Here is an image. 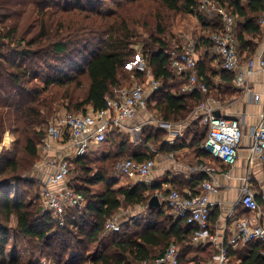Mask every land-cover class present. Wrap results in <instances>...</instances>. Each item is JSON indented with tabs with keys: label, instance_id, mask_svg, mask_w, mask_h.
Instances as JSON below:
<instances>
[{
	"label": "trees",
	"instance_id": "trees-1",
	"mask_svg": "<svg viewBox=\"0 0 264 264\" xmlns=\"http://www.w3.org/2000/svg\"><path fill=\"white\" fill-rule=\"evenodd\" d=\"M139 1H115L116 8L103 9L97 6V0H0V23H3L0 27V107L7 110L4 117L10 118L12 111L15 112L17 118L10 124L24 125L18 142L23 141V150L30 159L37 158L39 143L45 133L38 131L32 136L27 130V124H31L28 119L40 115V106L46 107L63 99H68L66 108L70 112H86L88 106L95 109L106 107V97L113 96L114 89L128 80L132 70L127 64L134 61L136 55L131 45L142 36L143 28L149 31L144 49L146 62L155 78L161 81L151 94L149 108L156 109L165 120L181 122L204 99L200 92L185 93L181 86L178 88L177 83H173L177 78L171 66L174 47L166 38L167 28L163 26L171 15L198 14V0H150L151 8ZM216 1L237 15L240 57L245 56L249 61L259 43L247 39L246 35H261L259 20L264 13V0H249L247 5H243L242 0ZM142 7H147L148 11L137 9ZM150 13L156 19L154 26L146 20ZM212 13L210 20L200 15L205 31L210 34L221 28L220 15L217 11ZM210 40L207 38L208 42ZM198 68L200 77L209 85V95L214 94L217 86L208 76L206 64L198 62ZM133 72V79L141 81L147 70L136 68ZM217 74L233 82L234 72L223 69L214 75ZM84 89V95L77 97L76 94ZM48 91H51L50 98L43 99V93ZM201 122L202 117H199L193 124ZM1 124L3 126L4 122ZM207 133V125L202 133L194 132L191 146L196 148L198 155L209 156L200 148ZM167 134L166 129L147 125L141 132L139 143H134L130 134L115 128L107 137L108 141H118L114 151L101 158L88 153L71 159V170L78 167L81 172L71 179V185L84 194L85 204L74 208L64 225L50 213H44L40 197L26 199L25 193L23 195L25 185H19L16 196L11 197L10 184L17 178L20 184L31 186L38 180L30 178L22 182L18 176L29 168L20 164L15 156L3 155L0 158V264H40L38 261H20L17 239H14L15 251L10 257L6 256L12 230L9 221L13 215L17 218V231L41 241L45 255L54 264H151L148 260L155 257L156 250L158 257L162 256L171 243L181 245L182 251L188 252L190 238L198 228L184 218L166 214L165 203L161 207H150L147 218L122 224L120 231L103 235L107 221L115 216L123 203H147L151 198L147 191L156 189L144 183L114 188L117 179L111 175V170L123 158L150 159L142 148L147 147L150 140L163 141ZM179 143L170 145L169 149L183 146ZM205 180L206 175H199L188 182L189 187L193 189ZM256 197L264 210L262 196ZM96 242H102V252L89 254ZM225 246L227 260L224 264H264L263 240L247 242L242 249L229 244ZM72 251L76 252V257L71 256ZM181 256L180 252V264Z\"/></svg>",
	"mask_w": 264,
	"mask_h": 264
},
{
	"label": "built area",
	"instance_id": "built-area-1",
	"mask_svg": "<svg viewBox=\"0 0 264 264\" xmlns=\"http://www.w3.org/2000/svg\"><path fill=\"white\" fill-rule=\"evenodd\" d=\"M204 7H211L221 17V28L211 34V42L215 52L222 60L223 68L234 72L233 82L236 86L244 84V77L256 71L264 72V51L253 56L242 68L240 52L238 49L237 16L227 7L216 0H202ZM264 25V13L260 17ZM198 56L195 44L188 43L181 49L171 51V66L178 75L186 77L182 86L185 93L197 91L204 99L196 107L202 113V122L208 126V133L201 144L202 148L212 158L225 166L237 163L240 148L243 143L244 132L241 121L232 116H217L215 114L214 99L209 95V85L200 77ZM137 68L146 69L143 80L133 79L130 84H124L114 89L113 96H107V105L102 109L88 106L86 112H70L65 109L50 123L46 135L41 139V147L45 153L52 148L53 143L64 141L66 154L56 156L49 161L53 171L48 173L42 183V201L44 213L64 225L68 211L79 208L85 204V196L71 185L70 160L90 152L93 143L105 141L115 129L127 131L131 136L140 140L141 132L145 126L172 130L175 123L164 118L156 117L149 108V99L153 91L161 85L147 64L144 53L138 54ZM255 98H259L255 95ZM144 112L147 118L141 123L127 124ZM125 131V132H126ZM68 137V139H65ZM132 137V138H133ZM252 142L249 146V157L264 160V110L259 123L251 134ZM43 163L36 164V168ZM155 159L136 161L131 157L119 160L115 170L122 175L143 177L150 181L151 173L155 168ZM198 171L206 173L210 178L202 183L198 190L188 189L180 191L169 188L165 197V208L176 218H184L187 223L197 226L194 242L202 245L205 242L215 241L216 237L210 233L211 213L213 203L210 194L215 191L214 173L216 167L210 164H200ZM240 202L250 211L256 212L252 218H243L237 224L238 237L250 242L253 240L264 241V210L259 204L253 190V176L247 173L243 178ZM264 200V192L261 194ZM253 222H256L253 224ZM121 230V222L115 216L107 221L105 231L112 233ZM218 260L224 264L227 260V248L224 244L219 246ZM151 264H180V247L171 243L162 257L156 258Z\"/></svg>",
	"mask_w": 264,
	"mask_h": 264
},
{
	"label": "crops",
	"instance_id": "crops-1",
	"mask_svg": "<svg viewBox=\"0 0 264 264\" xmlns=\"http://www.w3.org/2000/svg\"><path fill=\"white\" fill-rule=\"evenodd\" d=\"M248 2L249 0H242L243 5H247ZM210 35V33H207L197 39L195 45L197 56L199 62L206 64L208 76L211 77L213 85L217 86L214 94L211 95L214 99V106L216 108L215 113L220 112L223 116H232L241 121L244 138L237 163L233 166H225L221 162L214 160L205 154L198 155L196 148L191 146L194 133L190 132L188 135L185 134V129L189 126L187 121L186 123H177L170 131L166 129L169 134L163 141L158 143L150 140L147 147L142 148L145 150L146 154L151 156L150 159H155L156 161L155 168L151 173L150 181L148 183L139 175H127L124 179L121 174L117 175L118 177H114L118 178L117 184L115 185L118 186L117 188L124 185L127 186L131 183H144L148 187H156L155 190L151 189V191H154L153 195L156 194L159 196L162 205H164L165 197L169 188H178L182 189L181 191H184L192 188L189 187L188 182L196 179L199 175H206L207 180L210 178L206 173L198 171V166L200 164H210L216 167L214 173L216 188L215 191L210 194V200L213 203L210 233L216 237V240L197 245L194 242L196 230L192 237L190 236L191 238L189 242H191V244L189 243L190 248L188 252L182 251L183 247L180 245V252L182 254L181 261L183 262L186 259L191 261L192 264H221L217 257L219 254V246H221V244L232 245L235 249H242L247 244V242L238 237L237 232V224L239 220L243 218L253 219L256 216V212L250 211L240 202L241 187L243 184L242 178L247 173H250L253 176V190L256 196H260L264 192V160L255 157L250 161V153L248 149L252 142V131L259 123L261 114L264 110V72L256 71L252 75L244 77V84L241 86H236L234 82L224 79L220 74L214 75L216 71L221 72L224 68L220 56L215 52L212 42H210L211 40L209 42L207 41V38L210 39ZM246 37L247 39H253L259 43V47L254 56L261 54L264 51L263 24H261V35L255 37L254 34H251L246 35ZM239 44L240 41H238V46ZM244 57L241 59L242 68H246L248 61ZM176 75L177 78L173 83H177L178 88H180V86L182 88L183 84L186 82V77L183 75ZM255 95H258L259 98H255ZM154 104L155 103H153V105ZM150 111L156 117L163 118L156 109H150ZM202 113L203 112L195 109L194 117L198 119L201 117ZM146 118L147 115L144 112H141L133 122L127 120L126 123H141ZM125 133L129 134L127 131ZM190 134H192V136ZM132 137L133 135H130V138L134 143H139L140 140H138L137 137ZM65 139H68V137ZM107 142L110 141L106 139L101 143L95 144L98 145V148H101V146ZM178 142H181L178 145L183 146L174 150L169 149L170 145ZM67 151L64 141L53 143L50 151L44 155V160L41 162L43 163L42 166L39 170L37 169V171L34 172L33 177L35 176L37 179L40 178L41 180H44L47 174L53 171V168L49 166V161L56 156H60L64 153L66 154ZM69 153L70 151H68V154ZM89 153L97 158H101L107 155L109 151L104 150L101 155H96L92 151ZM201 185L202 183L197 186L195 185L193 186V189L198 190ZM148 193L149 192H147V194ZM15 196L16 195H14V197ZM139 207L140 209L137 214L145 213V216L147 217L151 212L149 205H147L146 212L145 208L142 206ZM74 211L75 209H70L67 215H70ZM165 211L168 210L165 209ZM168 212L173 216L170 211ZM254 223L256 222H253V224ZM96 244L101 249L99 251L100 254L102 252V242H96L92 247ZM158 254L159 252L156 250L155 257H151L148 261L152 263L158 257ZM10 255L8 257H10Z\"/></svg>",
	"mask_w": 264,
	"mask_h": 264
},
{
	"label": "rangeland",
	"instance_id": "rangeland-1",
	"mask_svg": "<svg viewBox=\"0 0 264 264\" xmlns=\"http://www.w3.org/2000/svg\"><path fill=\"white\" fill-rule=\"evenodd\" d=\"M98 2V7H102L103 9H107L110 7L116 8V2L120 0H97ZM116 1V2H115ZM125 2V0H121ZM139 2L143 3V5H147L151 8V2L150 0H140ZM138 3V2H137ZM198 14H192V13H179L176 15H171L170 19L167 21L163 22V26L167 28L166 30V38L171 41L172 46L174 49H181L183 46L187 45L188 43H192L196 45L197 39L202 36L207 34L208 32L205 31L207 30L204 25H203V20H201L200 15L207 20L212 19V16L214 13H212L213 10L211 7H204L202 0H198ZM139 9L140 12H147V7H142L137 8ZM153 13V12H152ZM149 17V18H148ZM13 19H15L13 17ZM149 24L151 26L156 25V19L153 17V14H149L146 18ZM10 22L12 21L9 20ZM7 20L6 23H9ZM144 21V20H143ZM3 26V23H0V27ZM149 37V31L147 28L142 29V36L136 38L134 42L132 43L131 47L136 51L135 55V60L132 62H129L127 64V68L131 71L129 74L128 80L125 82V84H130L133 82L134 78V72L137 68V63H138V54L139 53H144V49L146 47V42ZM201 59V58H200ZM202 61V60H201ZM132 80V81H131ZM38 84H40L39 81H37ZM36 81L34 83H37ZM85 93V89L76 94L77 97H82ZM51 96V91H48L46 93H43L42 98H50ZM68 105V99H63V100H57L55 102L50 103L48 106H40L39 109L41 110L40 115L37 117H34L33 119H28L30 120L31 124H27L28 128L27 130L31 131L32 136H36L38 131H43L46 135L47 130L50 126V123L60 115ZM6 108L0 107V158L3 155H10L11 157H16L18 161H20V164H23L25 167L29 168L27 171L24 173L22 172L21 175H19V179L24 182L30 180V178H33L34 180L37 179L35 176L33 177V174L35 171H37L36 164L41 163L44 160V155L45 152L43 151L41 147V141L39 143V154L36 159H30L29 156L25 153L23 150V141L21 143L18 142L19 135L21 137V131L24 127L22 123H19L17 125L10 124L12 123L15 118V112L12 111V116L10 118L4 117L5 115ZM194 110L190 112L187 116V118L184 121L181 122H174L175 125L177 123H186L188 121L189 126L186 127L185 129V134L188 135L190 132H195L199 131V133H202V131L205 130V125L204 124H193L195 121H197V118L194 117ZM4 117V118H3ZM194 119V120H192ZM4 122L3 126L1 122ZM169 134V133H168ZM167 134V135H168ZM8 139L6 138V136ZM167 135L165 137H167ZM192 136V134H190ZM194 135V134H193ZM42 139V138H41ZM119 140V139H118ZM121 140V139H120ZM119 140V141H120ZM115 142H107L101 148H98L95 143H93L90 147V151L95 153L96 155H101L104 150L114 151L115 150ZM108 147V148H107ZM98 148V149H97ZM94 156V155H93ZM81 175L80 169L78 167H72L71 170V179L75 176ZM111 175L113 177H118L117 175L118 172L115 170H111ZM123 179L124 177H127V175H122ZM118 181V178H116ZM38 183H34L33 186L27 184H20L18 181H13L10 184V192H11V197L14 199V195H16L17 188L19 189V185H25L23 187L26 192H23V195L25 193L26 199L29 201L31 199H35L37 197H40L42 199V183L41 179L38 178ZM146 181V180H145ZM148 183V182H147ZM130 185V184H129ZM125 186V185H124ZM117 188L118 186H114V188ZM149 192V195H153L152 191H147ZM147 194V195H148ZM149 202V201H148ZM147 203L143 204H137V205H129L123 203L121 208L116 212L115 214V219H118L122 224L126 223H133L134 221H138L140 219H145L147 218L145 216V213L143 214H137L139 212L140 207L142 206L145 208V212L147 211ZM167 214L171 215L168 211H166ZM16 216L13 215L9 221V227L12 229L11 233L9 235V240L6 246V256L8 257L12 252L15 251V248L17 246V251H18V256L20 261L22 262H31V261H38L40 264H54L53 260L48 258L47 255H45L46 251L44 248V245L41 241H37L34 239H30L28 237L23 236L20 234V232L17 231V222L15 218ZM138 217V218H137ZM124 227V226H123ZM109 232L104 231L103 235L108 236ZM14 239H17L16 243L17 245H14ZM194 247H199V246H194ZM101 249L99 246L96 244L95 246L91 247L89 250V254H95L98 255L99 251ZM72 257H76V252L72 251L71 253ZM182 264H192L191 261H188L185 259V261L182 262Z\"/></svg>",
	"mask_w": 264,
	"mask_h": 264
},
{
	"label": "water",
	"instance_id": "water-1",
	"mask_svg": "<svg viewBox=\"0 0 264 264\" xmlns=\"http://www.w3.org/2000/svg\"><path fill=\"white\" fill-rule=\"evenodd\" d=\"M217 116H221L220 112L215 113ZM149 207L154 208V207H161L162 203L160 201V198L158 195H153L148 202Z\"/></svg>",
	"mask_w": 264,
	"mask_h": 264
}]
</instances>
